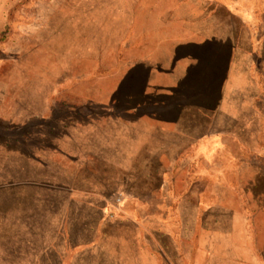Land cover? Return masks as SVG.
<instances>
[{
  "label": "rangeland",
  "instance_id": "1",
  "mask_svg": "<svg viewBox=\"0 0 264 264\" xmlns=\"http://www.w3.org/2000/svg\"><path fill=\"white\" fill-rule=\"evenodd\" d=\"M263 191L264 0H0V264H257Z\"/></svg>",
  "mask_w": 264,
  "mask_h": 264
},
{
  "label": "crops",
  "instance_id": "2",
  "mask_svg": "<svg viewBox=\"0 0 264 264\" xmlns=\"http://www.w3.org/2000/svg\"><path fill=\"white\" fill-rule=\"evenodd\" d=\"M238 46V45H237ZM239 51H243L244 49H240ZM199 115H201L200 119H202V112H198ZM213 115L215 114H209V115H205L204 114V119L205 121H208L209 125H206V128L212 129V126H214V120L216 119L215 117H213ZM199 119V120H200ZM200 122V121H199ZM195 125V124H194ZM196 127V125H195ZM195 129V128H194ZM197 136L200 138L202 136V126L199 124V129H198V134ZM75 137V136H74ZM78 151V150H77ZM131 180L128 181H124L122 184H124V188L123 190L125 191L126 194H129L131 189H133V185L134 183L131 184L130 182ZM152 184V183H150ZM81 185V184H80ZM72 191V190H71ZM84 195L85 200L84 201H93V202H97L99 201L100 203H102L101 209H100V216L103 215V219H105L103 211L105 209V203L103 202L104 200L109 199L110 193H106V192H99V193H95V191H91L89 189L85 190L84 192H81ZM257 201H259V210L260 211H264V191L260 192L258 194H255ZM103 200V201H102ZM249 220L251 221V218H249ZM107 220L105 219L104 222H106ZM216 219L214 220V223H216ZM257 264H264V249L262 250L261 254H260V258L259 261L257 262Z\"/></svg>",
  "mask_w": 264,
  "mask_h": 264
},
{
  "label": "water",
  "instance_id": "3",
  "mask_svg": "<svg viewBox=\"0 0 264 264\" xmlns=\"http://www.w3.org/2000/svg\"><path fill=\"white\" fill-rule=\"evenodd\" d=\"M98 206H99L100 209H101L102 203L99 202V203H98ZM100 218L102 219V218H103V215H101Z\"/></svg>",
  "mask_w": 264,
  "mask_h": 264
}]
</instances>
